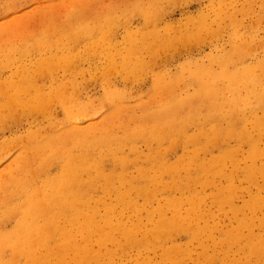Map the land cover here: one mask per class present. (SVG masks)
Segmentation results:
<instances>
[{
	"label": "rangeland",
	"instance_id": "374dc122",
	"mask_svg": "<svg viewBox=\"0 0 264 264\" xmlns=\"http://www.w3.org/2000/svg\"><path fill=\"white\" fill-rule=\"evenodd\" d=\"M4 235L0 264H264V0H0Z\"/></svg>",
	"mask_w": 264,
	"mask_h": 264
},
{
	"label": "bare ground",
	"instance_id": "6f19581e",
	"mask_svg": "<svg viewBox=\"0 0 264 264\" xmlns=\"http://www.w3.org/2000/svg\"><path fill=\"white\" fill-rule=\"evenodd\" d=\"M64 188V187H63ZM62 188V189H63ZM62 189H58V193L60 194L61 193V190ZM68 189V188H67ZM58 194V195H59ZM31 210H30V213H29V215L30 214H32L33 212H34V210H35V207H34V205H32L31 206ZM26 210H28V208H26ZM33 215V214H32ZM21 229H23L24 230V233H22V241L20 242V244L22 243V242H24V243H27L28 245H30V243H31V235H30V229H29V227L27 226V225H23L22 227H21ZM9 240V241H8ZM12 241V239H11V237L9 238L8 237V235L7 236H3V237H1L0 238V245H4V244H7V242H11ZM5 242V243H4Z\"/></svg>",
	"mask_w": 264,
	"mask_h": 264
}]
</instances>
